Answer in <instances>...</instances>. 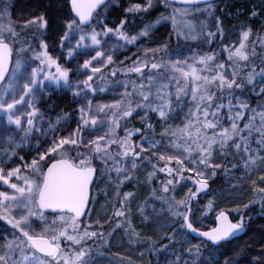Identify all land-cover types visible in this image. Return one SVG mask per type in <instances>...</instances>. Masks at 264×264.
<instances>
[{
  "label": "snow or ice",
  "instance_id": "6c2138e0",
  "mask_svg": "<svg viewBox=\"0 0 264 264\" xmlns=\"http://www.w3.org/2000/svg\"><path fill=\"white\" fill-rule=\"evenodd\" d=\"M160 3L166 10L172 3L181 7L152 20L147 17L157 0H140L130 2L122 18L108 20L110 4L120 7L117 0H70L66 20L41 5L43 12L19 17V24L8 8L0 9V21H9L0 22V264H100L119 232L130 246L138 242L157 254L156 264L160 255L166 264H264V238L258 250L245 245L233 250L238 259L226 258V245L249 228L243 211L259 205L264 216V0L237 10L233 18L245 19L233 26L235 44L215 15V0ZM193 14H206L211 26L189 19ZM257 20L254 32L250 21ZM217 40L226 58L203 51ZM132 48L136 52L127 55ZM118 73L125 78L117 79ZM63 91L80 105L73 110L74 127L64 126L71 117L62 110L54 120L44 118ZM41 103H48L43 111ZM141 171L151 189L142 202L136 192L121 191L139 185ZM105 179L119 207L111 205V215L103 210L104 224L93 223L90 188ZM218 179L227 186L213 189L210 182ZM234 180L250 182L256 199L234 208L235 219L220 211L216 227H196L198 212L214 211L218 199L241 190ZM133 201L140 225L162 232L158 240L142 238L133 225ZM149 201L167 210L157 211ZM193 233L202 244L185 247Z\"/></svg>",
  "mask_w": 264,
  "mask_h": 264
},
{
  "label": "trees",
  "instance_id": "16d2710c",
  "mask_svg": "<svg viewBox=\"0 0 264 264\" xmlns=\"http://www.w3.org/2000/svg\"><path fill=\"white\" fill-rule=\"evenodd\" d=\"M135 1L140 2V0H135ZM118 3L120 5V7L118 8L110 4V6H113L112 7L113 9L111 13L109 14V17L115 16L116 18H122L120 17V13L123 11L124 8L128 6L127 0H118ZM250 3L251 2L239 1V0H220V1L215 2L214 6L216 5V9L218 13L221 15L222 19L225 20L228 24H230L231 21H235L238 18L245 19L244 16H239L238 18H233V17L236 16L237 10H240L241 12L244 11L249 6ZM41 5L51 6L53 9L56 10L55 15L58 18H62L64 20L67 19L68 14L70 13V0H13L12 4L10 5V13L17 21L23 22V20L19 19V17H31L34 12H43L44 8L40 7ZM225 5L227 7H225ZM163 9L164 8L162 6H158L156 11L153 12L152 16L147 17V19L154 20L160 13H163ZM222 9H224L223 13L221 11ZM227 13H232L233 15L228 16ZM250 23H253L254 27H258V25L260 24V21L259 20L255 22L250 21ZM58 27L59 26L57 25L56 28L58 29ZM161 32L165 33V30L161 29ZM53 35H55V29L53 31ZM54 99L59 105H63L65 109H70L71 100H72V96L70 93L68 92L59 93L56 97H54ZM255 105H256V101H255V98H253L252 106L255 107ZM172 123L174 125H178L180 123V120L178 119ZM135 126L139 127L140 125L136 124ZM157 131H159V128L157 129ZM119 134L123 135V132H120ZM218 162H223V161H218ZM234 174H236L237 177H240V176H243V171L236 172ZM217 175L218 177L223 176L222 173H218ZM233 183H239L242 186L241 190L238 192L232 193L231 198L218 199L217 200L218 207L214 211L209 212L207 214H202L198 212L197 216L200 217L201 222L195 225L196 227L200 228L201 230L210 229L211 227L215 225V217L217 213L220 211H227L232 216V218L235 219L236 215L234 214V211H233L234 208H236L237 206H241L245 203H248V201L251 199H256L252 191H251L250 196L247 194L251 190L250 182L246 180H234ZM220 185L227 186L226 179H218L215 184H212L210 182V186L213 189H218ZM152 186L154 187V182ZM188 187H192V185L188 184ZM125 190L126 191H137L141 200L144 199L148 195V192H149V190H142V188L138 190V188L127 187ZM186 191H187V188H185L183 191H178L176 195L177 198L178 199L182 198L184 192ZM212 198H213V195H209L208 197L201 199L200 204L198 206L203 207V205L207 203V200L212 199ZM136 202L137 201H134V203ZM133 205L135 204H132V206ZM97 208H98V205H95V210ZM242 214L245 215L246 219L250 217L251 220L249 221V228L246 234H243L237 240H234L231 245H226V249L228 250L226 258L231 257L233 260L238 259L237 257L234 256L233 250L239 251L240 249H244L245 245L258 250L260 247V241L262 238H264V216L261 215V209L259 205L250 207L249 209H245ZM137 219L138 218L134 219L135 223L137 224L136 229L141 233L142 238L151 237L153 240H158L160 238V235H162V232L157 233L153 229L144 228L138 225ZM92 230H95V229L93 228ZM123 236H120V237H123ZM176 239L180 240V237L177 236ZM198 240L200 239H196L191 236L190 244L185 245V247L196 245ZM164 242L167 243V241H164ZM133 244H137L138 247L135 248ZM237 245H239V248H237ZM143 247H147V246H140L138 242H133L130 246L128 243V240L127 241L122 240L120 242V245H116V240H114V242L111 244V251L105 253L106 256L111 257V258L106 259V260L109 261L111 259H117L120 257L131 260L133 259V257H136L135 253L141 251ZM176 247L180 248L181 245L177 244ZM178 255H182L183 259L185 260L192 259V257H189L188 255L183 254V253H178ZM252 255H255V253H252ZM167 260L171 261L172 259L168 257ZM102 262H104V260ZM120 263H122V260H120ZM161 263L166 264V259H164Z\"/></svg>",
  "mask_w": 264,
  "mask_h": 264
},
{
  "label": "rangeland",
  "instance_id": "374dc122",
  "mask_svg": "<svg viewBox=\"0 0 264 264\" xmlns=\"http://www.w3.org/2000/svg\"><path fill=\"white\" fill-rule=\"evenodd\" d=\"M12 1H13V0H7V3H4L3 0H0V9L8 8V11H9V13H10V5L12 4ZM239 1H248V2H251V3L253 2V0H239ZM130 2H133V3H134V2H137V1H135V0H127V4H128V5H129ZM255 2L258 3L259 0H255ZM117 3H118V0H117ZM158 6H162V7L164 8V9H163V13H164L165 15H169V14L171 13V10H172L173 8H180V7H181V5H178V4H174V3H172V4H170V5L168 6V9L166 10L165 7L163 6V4L160 3V0H157V7H158ZM112 7H113V6H109V14L111 13V11H112V9H113ZM127 7H128V6H127ZM127 7H126V8H127ZM200 7L203 8V7H206V5H203V4H202V5H200ZM214 7H215V15L220 16L221 20L224 22V25H225L226 31H227V33H228V41H229L230 43H232V44H235V43L237 42V40L239 39V35H238V30L234 29L233 26H234V25H237L238 23H240V22H242V21H244V19L238 18L237 20H235V21H231V23L228 24L225 20L222 19L221 15L218 13V11H217V9H216V5H215ZM109 14H108V16H107V19H108V20H116V19H118V18H116L115 16H113V17H109ZM10 18H11V21H12L14 24L23 23V22H19V21H17V20L11 15V13H10ZM188 18L191 19V20H193L194 22H197V23H198L199 21H202V20H207L210 26H211V23H212L211 20L207 17L206 14H200V15L193 14V15L189 16ZM0 22L6 24V23H8L9 21H8V19L6 18V19H4L3 21H0ZM109 26H112V25L110 24ZM259 26H260V24L258 25V27H259ZM258 27H254V26H253V31H254V32L259 31L260 27H259V28H258ZM168 29H169V30L171 29V24L168 25ZM17 30H19V29H17ZM209 30H214V28H211V27H210ZM50 43H51V42H50ZM190 43L192 44L193 48L195 49V48H196V42H195V41H192V42H190ZM174 44H175V41L173 40V46H174ZM152 46L155 47L156 45H152ZM203 51H205V52H207V51H214V52L217 53L219 56H223V57H225V58H226V55H227L226 53H222V52H221V50H220V42H219V40L215 41V42L212 44L211 48H209L208 46H203ZM257 51H259V49H257ZM133 52H136V49H135V48L130 49V51H128L126 54H127V55H131V53H133ZM57 53H58V50H57ZM57 53H54V55L57 54ZM120 59H123V56H121ZM116 66H117V67H122L121 65H119V63H117ZM104 71H105V77H106V79H107L108 81H110V82H114V80H113L111 77L107 76V71H108V70L105 69ZM81 78H83V77H81ZM124 78H125V77L121 76V75L118 73V75H117V79H124ZM132 78L134 79L135 77H132ZM101 83H103V82H101ZM122 90H123V89H121V91H122ZM63 92H68V93H70L71 96H72L70 109H65V108L63 107V105H59V104L56 102V108H55V110L52 111V112L47 113V114L45 115L44 118H45V119H48L49 117H51V118L54 120V119H55V116L57 115V113L60 112V111L62 110L63 112L68 113V114L70 115V117H71V119L68 121V124H66V125H64V126L67 127V126L71 125L72 127H74V126H75V125H74L75 115H78V114H75V113L73 112V110L76 109V108H78L80 105L77 104V103L75 102L74 97H73V95H72L71 92H69V91H63ZM60 93H62V92H60ZM109 99H110V97H109ZM55 101H56V100H55ZM104 102H107V101H104ZM47 107H48V103H41V105H40V108H41L42 111L45 110ZM186 111H187V109H186ZM240 126L243 127L242 122H241V125H240ZM45 127H46V125H45ZM32 146H34V142H32ZM26 151H27V149H26ZM20 154H21V155H24L23 152H21ZM97 166L99 167V165H97ZM109 166H110V165H109ZM146 170H147V171H151L150 168H147ZM137 175L140 177V181H141V183H140L139 185H136L135 182H133V185H134V186H132V187H130V188H138V190L142 188V190H149L148 195L144 198V199H146V198L150 197L151 189H150L149 187H147L146 185H144V183H143V181H144V172H143V171L138 172ZM234 175H236V174H234ZM161 178H163V177H161ZM112 179H115V176H113ZM96 185H98V186H95V187H94V191H93V200L96 202L95 205H98V208L95 210L96 212L94 211V214L92 215V222L94 223L95 220L100 219V222H101L102 224H104V223H105V220L101 218L102 215H103V210L106 208V210L108 211L109 215H111V212L113 211V208L111 207V205H115L116 207H119L118 198H117V196H116L115 190L112 189V188H110V187H108V181H107V179H105V182H104V183H100L99 181H97V182H96ZM127 187H129V186H125V187H123V188L121 189V191H122V192H125V191H126L125 189H126ZM154 187H158V185H157L155 182H154ZM105 192H107V196H105ZM134 192L137 193V191H134ZM139 192H140V191H139ZM137 194H138V193H137ZM247 194L250 196V195H251V190H250ZM138 196H139V194H138ZM176 198H177V196H176ZM144 199H142L141 202H142ZM177 199H178V198H177ZM251 200H252V199H251ZM136 203H137V202H136ZM136 203H134V201L131 203V209H132V212L134 213V215L132 216V223H133V225H134L135 227L137 226V224H136L135 221H134L135 218H138V219H137V220H138L137 223H138V225H140V219H139V216H138V214H135V213H136ZM149 203H154V204H155V207H156V209H157V211H160L161 209H163L164 211L167 210V206H166V205H162V204L159 203V202L149 201ZM132 204H135V205L132 206ZM99 206H100V207H99ZM234 214H235L236 216L238 215V213H236L235 211H234ZM95 215H96V217H95ZM86 222H87V221H86ZM164 222H165V223H171L172 221H171V219H169L168 216H165V217H164ZM140 226H141V225H140ZM103 230H104V231H108L107 228H105V229H103ZM137 231H138V230H137ZM138 232H139V231H138ZM123 235H124V236H123ZM120 236H123V237H120ZM114 240H116V245H120V242H121L122 240H123V241H127V237L125 236V234H124L123 232H119V233L116 234L115 239H112L110 243L112 244V243L114 242ZM117 241H118V242H117ZM197 244H202V240H201V239L198 240V241H197ZM133 246H135V248L138 247L137 244H133ZM201 250H202L203 254L206 256V255H207V252L204 251L203 247H202ZM140 253H143V254H144L142 258H141V256H140ZM135 255H136V257H133V259H131V261H133L134 264H156V257H157V254L153 253V254L149 255L148 247H143V248L141 249V251L136 252ZM107 257H108V256H107ZM168 257L171 258V259H173L172 256H167V258H168ZM110 258H111V257H109V259H110ZM121 258H122V257L117 258V259H111V260H109V261H108V260H104V262L101 261L100 264H111L112 261H115V264H122V263H120ZM123 259H124V258H123ZM159 259H160V264H162L161 262L165 259V256H164V255H160V256H159ZM124 260H129V259H126V258H125Z\"/></svg>",
  "mask_w": 264,
  "mask_h": 264
},
{
  "label": "water",
  "instance_id": "95a60500",
  "mask_svg": "<svg viewBox=\"0 0 264 264\" xmlns=\"http://www.w3.org/2000/svg\"><path fill=\"white\" fill-rule=\"evenodd\" d=\"M215 1H219V0H215ZM174 4H178V5H180L179 3H174ZM73 15H74V14H73ZM93 188H94V186L90 188V199H93ZM226 212H227V211H226ZM227 214L229 215V218H231V217H230V214H229L228 212H227ZM217 215H218V214H217ZM217 215H216V216H217ZM215 222H216V223H215V226H214V227H216L217 224H218V221L216 220V217H215ZM202 231H203V230H202ZM240 235H241V234H239V236H240ZM192 237H194V238H199V237L196 236L195 233L192 234Z\"/></svg>",
  "mask_w": 264,
  "mask_h": 264
},
{
  "label": "flooded vegetation",
  "instance_id": "af4514ba",
  "mask_svg": "<svg viewBox=\"0 0 264 264\" xmlns=\"http://www.w3.org/2000/svg\"><path fill=\"white\" fill-rule=\"evenodd\" d=\"M230 216H231V215H230ZM231 219H233L232 216H231ZM246 220H247V219H246ZM242 235H243V234H241L239 237H241Z\"/></svg>",
  "mask_w": 264,
  "mask_h": 264
}]
</instances>
